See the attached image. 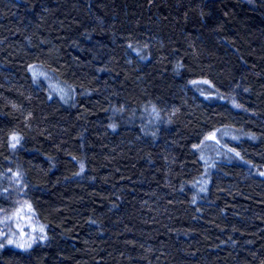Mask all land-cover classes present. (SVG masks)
Instances as JSON below:
<instances>
[{
  "label": "trees",
  "instance_id": "16d2710c",
  "mask_svg": "<svg viewBox=\"0 0 264 264\" xmlns=\"http://www.w3.org/2000/svg\"><path fill=\"white\" fill-rule=\"evenodd\" d=\"M17 169L0 264H264V0H0V210Z\"/></svg>",
  "mask_w": 264,
  "mask_h": 264
},
{
  "label": "snow or ice",
  "instance_id": "6c2138e0",
  "mask_svg": "<svg viewBox=\"0 0 264 264\" xmlns=\"http://www.w3.org/2000/svg\"><path fill=\"white\" fill-rule=\"evenodd\" d=\"M128 43H129V46L131 47L132 42L129 41ZM136 43L138 44L139 42H136ZM143 47L147 48L148 45L144 44ZM140 50H141L140 47H136L134 49V51H137V52H140ZM28 67L33 70V76L35 77L37 75V69L32 64H30ZM44 75H46V73H44ZM193 82H195V81H193ZM209 83H211V82L209 81ZM59 91L61 92V98L63 99L67 95V93L64 92L63 89H60ZM49 95H51V92L49 93ZM232 103L234 105H236L237 107H243V105H240L237 102V100H235V99L232 100ZM152 107H153V111L156 112L157 115H159V112L157 111L155 105H153ZM28 115L31 116L32 114L29 112ZM111 127L115 128L116 124L113 123L111 125ZM208 137H210L212 140H217L216 130L213 129L212 131L208 132L206 134V138H208ZM21 140H22V134L20 132H18L16 130H12L8 133L7 144H8L9 148L15 149L17 147V145H19L21 143ZM202 144H204V140H201L200 144H193V148H199L200 145H202ZM224 147L227 148L228 145H224ZM231 151L235 152L237 156L240 155L239 151L235 148H232ZM201 157L204 158L203 153H201ZM241 159H243V157H241ZM83 168H84V163L81 161L80 170L82 171ZM8 171L11 172L12 170L9 169ZM262 174H264V173H262ZM12 176L15 178V183L17 185H20L22 183V181H21L22 173L19 169H17L15 172H13ZM205 183H206V181H205ZM201 190L206 191V188L202 187ZM5 191H7V190L5 189ZM21 191H22V189H21ZM24 208H27L29 210V212L34 211V209L32 208L31 202L28 200H24L23 203L19 204L13 210V212L10 215H5L3 217V219L9 220V219H11L12 216L18 217L19 214L21 213L22 209H24ZM31 226L34 230L37 227L35 224H32ZM16 227L20 229L19 236H17V233L11 232L10 230L7 234L5 233L4 230H0V237L3 238V240L0 241V247H3L5 243H8V244H15L19 248L27 249V248H30L32 243L35 242L36 240L44 241L47 238V232L45 231L43 225L39 226V232L38 233L36 231H33L31 234H28L27 236H25L24 229L19 223H17Z\"/></svg>",
  "mask_w": 264,
  "mask_h": 264
},
{
  "label": "rangeland",
  "instance_id": "374dc122",
  "mask_svg": "<svg viewBox=\"0 0 264 264\" xmlns=\"http://www.w3.org/2000/svg\"><path fill=\"white\" fill-rule=\"evenodd\" d=\"M245 1H247L249 3H253L254 2V0H245ZM53 89H54L55 92H59V90H60V88L58 86H56L55 84H53ZM223 136L227 137V138H232V135H230V133H228V132H224ZM217 140H218V138H217ZM217 140H212L211 138L208 139V141H212L213 144L217 143L218 142ZM215 146L216 145H212V148L210 146L209 147L205 146V148H204L203 154H204V157H205V161L208 164L207 165L208 168L212 166L208 162V160H210V162L212 163L213 155L216 154V156H218V157L220 155L219 152H218V148L215 147ZM214 149L217 150V152ZM214 161H215V159H214ZM208 170H210V169H208ZM8 175H9V179H10L9 180V182H10V190L8 191L9 192L8 196L10 197V200H9L8 208L0 210V230H4L6 234L10 230L11 232L17 233V236H19L20 229L16 227L17 223H19L24 229L25 236H27L28 234H31L33 231H36L38 233L39 232V226L42 225V224L36 218V216L33 213V211L29 212V210L27 208L22 209V211H21V213L19 214L18 217L17 216H12L11 219H9V220L3 219V217L5 215H10L13 212V210L19 204L23 203L24 200H27V197H26L27 189H26V186H25V183H24V180H23L22 176H21L22 183L20 185H17L15 183V178L13 176H10V173ZM208 180L204 179V184H208ZM205 181H206V183H205ZM21 189H22V191H21ZM32 224H35L37 226L35 230L32 228V226H31ZM44 229L47 232V229L45 227H44ZM0 239L3 240L2 237H0ZM41 242H43V241L36 240L35 242L32 243L31 247L36 245V244H38V243H41ZM5 244L8 245V246H11L13 248L22 249V250H29L31 248L30 247V248H27V249H23V248H19L15 244H8V243H5Z\"/></svg>",
  "mask_w": 264,
  "mask_h": 264
}]
</instances>
